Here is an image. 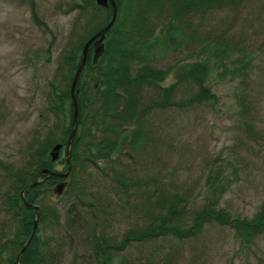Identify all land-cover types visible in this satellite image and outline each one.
<instances>
[{
    "label": "rangeland",
    "instance_id": "rangeland-1",
    "mask_svg": "<svg viewBox=\"0 0 264 264\" xmlns=\"http://www.w3.org/2000/svg\"><path fill=\"white\" fill-rule=\"evenodd\" d=\"M77 3L82 0H0V183L1 163L19 162L37 129L53 119L41 112L48 82L55 78L63 85L60 75L67 72V64L62 61L58 70L59 58L86 32L87 16L79 18ZM190 17L194 38L173 42L167 52L151 48L155 64L170 69L160 84L175 82L180 66L197 60L207 65L203 84L214 96L152 108L144 145L132 149L121 143L98 159L97 168L90 167L101 188L111 184L102 170L125 172L134 181L148 179L126 194L112 193L110 210L97 219L105 227L97 228L98 237L105 231L117 241L132 223L148 218L140 205L147 187L153 190L156 184L160 192L191 195V212L215 193H220V205L247 217L264 200V0H242ZM167 21H160L156 34L168 29ZM144 89L149 97L162 98L159 87ZM198 90L195 80L184 79L171 99L183 100ZM51 169L65 171L64 146ZM40 202L62 209L69 199L62 195L57 201L55 194H44ZM64 219L59 218L60 229H47L52 245L62 251L61 264L81 263L90 252L82 240L91 225L86 221L64 229ZM153 247L161 253L162 264H264V232L247 243L216 223L188 239L167 236L113 250L114 263H134L137 254L147 255Z\"/></svg>",
    "mask_w": 264,
    "mask_h": 264
},
{
    "label": "trees",
    "instance_id": "trees-1",
    "mask_svg": "<svg viewBox=\"0 0 264 264\" xmlns=\"http://www.w3.org/2000/svg\"><path fill=\"white\" fill-rule=\"evenodd\" d=\"M115 1L117 16L106 33L105 50L95 63H92V51L87 53L76 83L77 129L70 151L69 173L66 176H61L57 171L42 174L41 170L44 167L54 170L51 167L56 160L50 159L49 151L57 142L65 145L70 134L74 111L70 87L81 60L82 47L93 33L107 23L111 15V5H99L94 0L77 3L80 7L79 18L84 13L87 16L86 32L75 44H69L59 58L58 70L62 61L67 64V72L60 75L63 85L56 84L55 78L48 82L46 103L41 112L53 118L51 123L45 120L41 129H37L36 137L31 140L26 155L19 162L1 163L4 177L0 183V264H15L17 254L31 232L35 212L25 201L38 205L39 214L36 231L18 264H61L62 251L52 245V234L47 232V229L61 228V215L65 218L64 229L78 228L81 222L86 221L91 225L87 237L82 240V243L90 246L88 256L81 263L73 260L68 264H123V260L114 263L113 250L125 249L132 243L155 242L167 236L188 239L200 233L209 223L232 229L247 243L264 232V200L258 211L247 217L234 215L228 207L220 205V193H215L191 212V195L160 192L156 184L153 190L147 187L140 205L148 213V218L142 223H132L117 241L106 237L105 231L97 236V228H105L97 219L101 213L110 210L108 200L113 197L112 193L126 194L132 185L146 184L148 179L134 181L125 172L102 170L111 184L101 188L99 179L90 167L97 168L98 159L108 157L121 143L130 145L132 149L144 145L147 141L145 124L152 108L169 104L180 106L214 96L203 84L207 65L197 60L182 64L175 82L161 85L170 69L155 64L156 54L152 53L151 48L160 47L162 52H167L173 42L178 43L185 36L194 38V31H189L192 14L236 6L242 0ZM163 20H168V29L156 34ZM184 79L195 80L199 86L198 92L183 100L171 99L178 82ZM147 85L159 87L162 98L149 97L144 89ZM147 98L150 100L147 101ZM36 179H39L38 182L31 185ZM63 180L67 183L62 195L68 197V205L58 209L40 202L44 194L54 195L53 186ZM62 195H55L57 201ZM162 263L161 253L153 247L147 255L137 254L131 264Z\"/></svg>",
    "mask_w": 264,
    "mask_h": 264
},
{
    "label": "water",
    "instance_id": "water-1",
    "mask_svg": "<svg viewBox=\"0 0 264 264\" xmlns=\"http://www.w3.org/2000/svg\"><path fill=\"white\" fill-rule=\"evenodd\" d=\"M94 1L97 4L103 5V6L111 5V15H110V18L107 21V23L105 25H103L100 29H98L95 33H93L85 41V43L82 47V51H81V60H80L78 66L74 72V75H73V79H72L71 87H70V95H71V100L73 102L74 111H73V118H72V123H71V131H70V134L67 138L66 144L64 146V156H65V161L67 162V169L64 172L59 173L61 176H66L71 169L70 151L72 148L73 140H74L76 129H77V115H78V106H77V99H76V91H77L76 83H77V80L80 77L81 72L84 68L89 47H92V63H95L99 59V57L103 54V52L105 50L106 33H107L108 29L111 27V25L114 23L116 16H117V4H116L115 0H94ZM63 145L64 144L62 142H57V143L52 145V147L49 151L50 159L52 161H54L58 158ZM41 173L42 174H52V173H54V171L50 170L48 167H44V168H42ZM38 180L39 179H36L31 185L36 184L38 182ZM66 183H67L66 180L58 181L55 183V185L53 186V192L56 196L62 195V193L65 189ZM25 203H26V205L32 206L34 208L35 216L33 219V225H32V229H31V232L29 234V237L27 238V240L25 241V243L21 247L19 253L17 254L15 264L19 263L18 262L19 258L21 256V254L24 252V250L26 249L31 238L33 237V235L36 231V226H37V222H38L39 206L30 204L26 201H25Z\"/></svg>",
    "mask_w": 264,
    "mask_h": 264
}]
</instances>
